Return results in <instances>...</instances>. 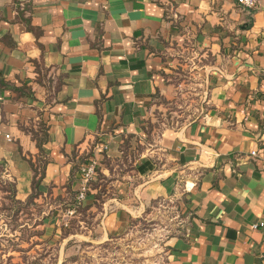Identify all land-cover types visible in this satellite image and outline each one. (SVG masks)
<instances>
[{"label": "crops", "instance_id": "0c3cea01", "mask_svg": "<svg viewBox=\"0 0 264 264\" xmlns=\"http://www.w3.org/2000/svg\"><path fill=\"white\" fill-rule=\"evenodd\" d=\"M179 58L204 95L167 123ZM0 163L16 197L35 168L39 196L58 199L46 229L80 205L100 210L102 240L168 198L186 223L167 264H264V0H0Z\"/></svg>", "mask_w": 264, "mask_h": 264}, {"label": "rangeland", "instance_id": "374dc122", "mask_svg": "<svg viewBox=\"0 0 264 264\" xmlns=\"http://www.w3.org/2000/svg\"><path fill=\"white\" fill-rule=\"evenodd\" d=\"M181 60L179 58L172 68V80L180 85L172 103L164 104L167 109H164L163 118L167 123L194 118L202 104L203 85L199 80L195 84L190 78V67ZM157 118L161 117L156 115ZM12 183V178L5 175L0 163V244L5 246L9 239L17 241L18 237L24 236V239L30 238L32 248L25 253L8 249L0 256L4 263L10 255L11 262L17 264H167V240L181 231L186 223L183 209L176 203L168 198H156L142 214L131 217L122 230L102 240L94 219L100 210L93 215L80 205L75 208L74 217L68 219V227L46 229L41 224L42 216L58 199L53 202L52 197L37 196L30 198L28 203L19 204L12 198L25 201L27 197H16L10 186ZM109 183L110 177L105 176L99 189L107 196ZM102 197L98 196V199L102 201ZM35 221L40 222L36 228L41 234L27 237L28 231H23V228ZM28 245L27 242L21 243L22 247Z\"/></svg>", "mask_w": 264, "mask_h": 264}, {"label": "trees", "instance_id": "16d2710c", "mask_svg": "<svg viewBox=\"0 0 264 264\" xmlns=\"http://www.w3.org/2000/svg\"><path fill=\"white\" fill-rule=\"evenodd\" d=\"M37 144H38V147L41 148V146H40L41 140L37 139ZM39 171L41 172V170H39ZM37 173H38V171L34 168V176L32 179V187L34 188V190H32V192L27 196V200L20 201V200L12 198L15 202H17L19 204H24V203H28L30 198L35 199V198H37V196H39V192L35 188H37L36 185H37L41 175L36 177ZM89 183H88V185H89ZM10 186L12 187L13 194H16L14 182ZM87 189H88V186H87ZM87 189H86V191H87ZM39 223H40L39 221H35L29 227L23 228V231H28L27 237H31L34 235H40L41 234V231L36 228ZM68 226H69V221H67L66 224H64V223L62 224V228L68 227ZM28 239H30V238L24 239V236H23V237H18L17 241L15 239H9V241H10L9 244H6L5 246H1L2 244H0V256H1V253H6L8 251V249L11 251H18V252H22V253L29 251L32 248V242H30V240H28ZM22 242H27L29 245L27 247H22L21 246ZM11 258H12V256L8 255L7 261L5 263L0 258V264H2V263L3 264H17V263L11 262ZM28 264H31V262H29Z\"/></svg>", "mask_w": 264, "mask_h": 264}, {"label": "built area", "instance_id": "2783aa9c", "mask_svg": "<svg viewBox=\"0 0 264 264\" xmlns=\"http://www.w3.org/2000/svg\"><path fill=\"white\" fill-rule=\"evenodd\" d=\"M236 1L239 4H241L242 6H245L248 8H254L260 2V0H236ZM252 154H254V152ZM98 166H99V164L95 158H92V159L88 160L87 162H85L84 164L81 165V167H80V185H79L78 192L76 195V200L78 202L84 198L88 183L91 181L92 177L95 175ZM68 213L72 214V211H69ZM251 227L253 229H259L264 236V220H258L256 222H253L251 224Z\"/></svg>", "mask_w": 264, "mask_h": 264}]
</instances>
